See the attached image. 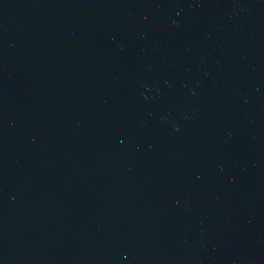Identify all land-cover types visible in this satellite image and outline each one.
I'll list each match as a JSON object with an SVG mask.
<instances>
[{
    "label": "water",
    "instance_id": "obj_1",
    "mask_svg": "<svg viewBox=\"0 0 264 264\" xmlns=\"http://www.w3.org/2000/svg\"><path fill=\"white\" fill-rule=\"evenodd\" d=\"M0 264H264V0H0Z\"/></svg>",
    "mask_w": 264,
    "mask_h": 264
}]
</instances>
